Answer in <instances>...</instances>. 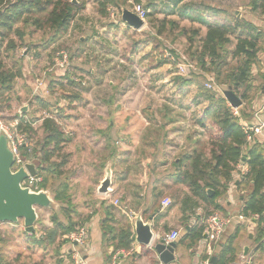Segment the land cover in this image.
<instances>
[{"label": "trees", "instance_id": "16d2710c", "mask_svg": "<svg viewBox=\"0 0 264 264\" xmlns=\"http://www.w3.org/2000/svg\"><path fill=\"white\" fill-rule=\"evenodd\" d=\"M183 1L185 0H168L167 4L171 7L172 4L176 5ZM94 2L102 18H109L110 8L123 11L115 0H95ZM77 3L73 0H0V107L4 108L1 111H12L10 94L15 89L17 79L22 77L23 69L20 61L16 59L19 51L27 48L29 52H34L33 55L37 58L40 55L38 51L48 49L63 39L77 15L86 8L84 2L81 4L78 1ZM249 6L252 12L261 9L260 14L264 15V0H252ZM205 8L218 11L208 5ZM197 12L202 11L197 10ZM189 18L192 22L201 21L200 25L206 26L207 31L203 36L201 29L183 28L179 30L180 35L187 38L189 45L185 55L197 71L187 76L177 74L174 81L180 87L195 85L198 88V97L208 103L202 116L197 117L196 124L205 129V134L209 137L210 151L206 152V144L200 143L197 144L200 148L194 152L181 155L178 162L173 164L176 168V183L186 186L194 198L209 208L205 218L214 212L223 211L217 201L227 195L231 184H235L239 190H245L246 194L241 196L243 208L240 213L249 218L253 215L260 216L257 221L256 239L258 246L262 248L264 239V142L260 143L259 136H255L251 143L248 142L240 115L235 114V110L225 97L206 89L205 82L213 79L215 85L223 90L232 87L243 104L250 105L255 95L253 70L262 66L260 55L264 53V27L263 24H255L246 17H235L231 23L222 26L210 25L208 21L200 17L195 18L189 15ZM121 22L124 23L122 20ZM148 23L154 34H150L146 43L157 44V49H160L161 45L159 39L166 35L168 28L179 29L177 22L168 18L159 20L154 17V13L149 14ZM39 33L42 35V42L41 40L37 44L27 42L28 36L32 38ZM79 43L81 44V41ZM137 50L132 51L127 59L132 64L135 62L134 55ZM171 53L174 61L166 58L161 60L159 65H172V72L176 73L178 64L184 63V60L182 56ZM10 59L14 63L12 67L6 64V61ZM74 76H76V69L50 80L48 99L42 96L33 98L29 102V113L10 120L11 122L18 121V129L27 134L33 143L32 148H22V156L25 162H31L37 166L38 179H40L37 184L38 189L51 191L53 200L59 205V209L50 216L52 228H43V231L36 230L35 234L25 233V238L32 245L42 249L59 247L65 235L76 231L81 224L88 223L96 211H99V209L95 210L87 219L80 221L76 205L68 195L67 179L63 178L64 168L68 164V155L63 150L70 140L63 131L61 121L68 118V114L67 108H60L59 103H54L52 99L58 88L63 93L62 97L69 107L76 101H82V91L88 89L83 86L82 81L75 82ZM68 87L74 90L67 92ZM40 112L52 114V118L39 116ZM160 113L164 114L163 118L166 120L164 124H158L154 119L149 118L151 122L149 129L165 134L160 137V134L151 133L149 139L154 147L158 146L157 143L162 138H164L162 144L166 143V127L174 122L173 117L170 118L169 108H163ZM241 116H244V111H241ZM37 121H42L41 129L44 136L34 143L33 138L37 135V131L33 124ZM209 122L213 125L208 128L206 123ZM241 162L247 163L248 174L235 179L237 166ZM208 190L213 191L212 196L208 195ZM187 205L188 202L185 201V208ZM193 206L195 205L192 204ZM101 207L104 208L105 213L102 220L104 243L114 248L113 253L109 255V262H111L113 256L119 251L130 252L132 250V224L128 219L117 220V207L108 204L107 201H102ZM39 221L37 223H40ZM185 222L188 221L185 220ZM204 230V224L199 228L187 229L178 241L179 244H186L187 248H192L203 238ZM238 235L229 238L228 242L223 247L221 246L219 264H229L239 254V247L235 244ZM1 237L0 234V241ZM5 260L6 256L0 252V264H7ZM63 262L59 261L58 264H65Z\"/></svg>", "mask_w": 264, "mask_h": 264}, {"label": "crops", "instance_id": "0c3cea01", "mask_svg": "<svg viewBox=\"0 0 264 264\" xmlns=\"http://www.w3.org/2000/svg\"><path fill=\"white\" fill-rule=\"evenodd\" d=\"M205 6L206 4L196 2L195 0H185L176 5L172 4L174 15L189 21L193 25L196 24L200 26L201 29L204 30L202 31L203 36L206 35V26H201V21L199 20L192 22L189 15L195 18H203L205 21H208L210 25L215 26H222L232 22L226 11L214 7L212 8L218 11H210L206 10ZM197 10H201L202 12H197ZM84 12L85 11H82L77 15L68 34L61 39L60 42H57L51 48L38 51L40 55L32 61L40 62L39 58L42 59L40 66L43 69H41V72L48 71L47 73H50L48 74L49 81L56 77L64 76L66 73L65 70L60 68L59 61L56 62L55 65V59L53 61V67H49L48 62L52 57V50L55 49L57 44L62 43V41H69L70 38L72 40L75 34L79 35L85 28L92 29V26H90L91 24H89V18H85ZM219 14L224 15L225 18L222 20L223 22L217 21L220 20L217 18ZM214 17H216V20L213 19ZM241 17L243 16L237 18ZM212 20H214V22ZM122 25L126 26L127 29H132L124 23H122ZM109 28H112V26H109ZM96 31L97 30H94L92 35L88 38L79 35L78 41H81L83 47L89 45L91 47V45H96L98 41L103 42L104 40L108 42ZM146 44L148 45L151 43ZM84 49L85 48H82L80 53L75 55V63L72 69L81 67L80 72L86 75L84 63L78 66L83 55H90L87 50ZM93 55L95 54L93 53ZM260 60L262 66L256 67L253 70L255 95L252 103L249 106L244 103L241 108L234 109L235 113L240 115L242 126L253 125L255 123V112L264 106V53H261ZM135 62H137V60H135ZM97 67L99 66L97 65ZM105 68L106 67H102V69ZM97 70H99L98 72L101 74L100 68ZM165 70L167 72L161 74V71ZM152 72L158 73L159 75L154 79L155 84L160 82L164 84L169 83V85L174 88L176 95V99L175 97L173 98L175 100H164L159 107L160 111H163L165 107L169 108L171 111L170 118L173 117L174 122L166 127V143L162 144V140L164 139L162 138L158 143L156 141L158 144L157 147L151 145L149 139L151 133H153V135L160 134V137L165 134L154 132L149 129L151 124L149 118L154 119L158 124H164L166 122L165 118H163L164 114L158 113L157 110L151 117L140 114L141 119L146 125L142 130H137L131 127L133 119L130 118H124L122 122L123 126L117 128L114 119H109L108 115L102 117L90 113L85 114L83 112L73 115L72 112L79 109L76 103H73L70 107L68 103L64 104V106L60 105V108H67L68 114V118L61 121L63 131L70 140L63 150V152L68 155V164L64 168L65 174L63 176V178L67 179L66 185L68 186V195L71 196L76 205L80 215V221L87 219L95 210L99 209L90 221L86 223L90 228L89 242L92 248V253L88 256L89 264H159L161 263L158 259L159 257L153 251L155 244L171 232L180 231L182 237L183 232L187 231V228H199L204 224L206 213L209 210L205 204L199 202L198 199L192 196L190 190L186 186L176 183V168L173 166L176 161L178 162L181 155L194 152V150L200 148L197 144H206V152L209 153V137L206 136L205 129L196 124L197 117L200 115L202 116L208 103L198 97V88L195 85L180 87L175 84L174 78L178 73H173L169 64L160 66L158 62L156 66L153 67ZM92 73L94 74L93 78H95V71H88V75ZM102 74H105V71H103ZM131 75L132 74L129 75V78ZM85 77L86 76L82 78L83 86L89 79H85ZM98 78L101 77L98 76ZM19 81H21V79H18L15 85L17 90H15L16 98L13 99V104L17 102L18 104H23V106L27 103L28 105L24 107L20 105L19 107L17 106L19 112L14 114V118L29 113L30 109L25 107L29 106V102L33 100L31 98L35 87L34 80H32V82H26V84L24 81H22L23 83H19ZM26 96L27 100L25 101L24 99ZM45 96L46 95L43 97ZM222 96L224 97V94ZM46 98L48 99V97ZM104 103L108 104L106 101ZM84 104L87 107L89 103L85 102ZM15 110L16 108H13L12 105V111ZM241 111H244V116H241ZM261 118L264 121V109L261 113ZM125 119L128 120L127 124H125ZM35 123L37 135L34 137L36 143L43 138L44 133L41 129L42 122L37 121ZM142 125L144 126L143 122ZM212 125L213 124L210 122L206 123L208 128ZM259 137L261 138L260 143L264 142V137ZM125 138H130V144L126 148L123 145ZM136 138H138V140ZM132 140L134 141L132 142ZM108 169H111L112 172V185L110 187V192L104 195L99 193V188L105 180ZM247 174L248 165L246 162H241L237 166V173L234 177L238 179L240 176ZM237 184L239 183L237 182ZM46 191L49 192L52 197L51 191ZM245 194V190H239L235 184H231L227 195L217 201L223 208L222 212H217L224 215L240 213V210L243 208L241 196ZM165 199L171 201V205L167 208H163L162 205ZM115 200H119L120 207L125 212V214H123V212L117 208V220L125 221V219H128L131 222L134 238L135 220L139 217H141L145 223L151 222L154 237L151 245L148 247L137 244L135 239H133V247L130 254L124 255L123 258L119 257L116 261L113 256L112 261L109 262V255L113 253L114 248L104 243L102 220L105 213L104 208L101 207V203L102 201H107L108 204L113 205ZM185 201L188 202V207L186 206V208L184 206ZM192 204L195 206L192 207ZM187 209L188 211H186ZM41 211L47 216L43 217ZM53 211L55 210L37 209L39 218L43 220L40 225H42L44 229L52 228L50 216ZM185 220L188 222L186 223ZM0 231L1 236L4 237L5 233L3 229ZM40 233L42 234V232ZM256 234V223L248 226L234 223L229 227L223 238L224 240L216 249V264H219V255L224 244L228 242L229 238L236 235H238V237L235 244L238 245L240 252L229 264H235L242 256L250 255H252L253 258L254 256L256 257V259L254 258L255 264H263L264 248L263 246L262 248L258 246ZM244 236H247L248 240H245ZM205 240L206 235H204L192 248H187L186 244L181 245L179 242H176L178 246L174 253L175 262L172 264H198L201 255L205 252L203 245ZM62 243L65 244L63 248V250H65L66 243L64 240ZM1 246L0 241V252L3 253ZM64 263L70 264L67 261H64Z\"/></svg>", "mask_w": 264, "mask_h": 264}, {"label": "rangeland", "instance_id": "374dc122", "mask_svg": "<svg viewBox=\"0 0 264 264\" xmlns=\"http://www.w3.org/2000/svg\"><path fill=\"white\" fill-rule=\"evenodd\" d=\"M73 1L76 4H78V1H80L81 4L83 2L85 3L86 8L84 10V16L85 18H89V24L92 26V29L85 28L79 35L84 38H88L92 35L94 30H97L96 32H99L108 42L103 40V42L98 41L96 45H91V47L90 45L83 47L78 41L80 36L75 34L72 40L70 38L69 41H62V43L57 44L55 49L52 50V57L50 56L51 58L48 62L49 67H53L54 59L56 60L55 65L58 61L63 62L64 59L62 58L61 60L60 55L61 53H64L68 56V58L67 63H64V66L61 69L66 72H70L72 70L75 63V55L80 53V49L85 48L84 50H87L90 54L89 56L83 55L82 60L78 64V66H81V64L84 63L86 75H83L82 72H80L81 67H78V69L76 68L77 73L76 76H74L75 82L80 83L84 76H86L85 79H89L88 82L84 84V86H86L85 88L88 90L82 91V101L75 102L77 108L79 107V109L72 112V114L76 115L83 112L85 114L90 113L92 115L102 117H106L108 115L109 119H114L117 128L123 126L122 122L124 118H130L133 119L131 127L137 130H142L146 124L141 119L140 114L151 117L156 110L158 113L160 112L159 107L164 100L173 99L176 96L174 88L170 86L169 83H154V79L159 75L158 73L152 72L153 67L163 59H174L171 52L177 54L178 56H184L188 59L185 55V52H187L189 48L187 38L181 36L179 30L183 28L188 30L191 28L201 29V27L196 24L193 25L189 21L174 15L172 6L170 7V5L167 4L168 0H115L118 7L123 10H130L133 12L135 7L142 6L143 9L148 10L150 13H154V17H157L159 20L168 18L169 20L178 23V30H172L170 27V29L168 28L166 35L159 39L161 45L160 49H157V44L155 43L146 44V40L150 38V34H154V31L150 29L148 21L141 30L135 31L134 29H127V27L122 25L121 22L122 10L120 11L117 8H110L109 18H102L98 12V6L94 2L95 0ZM195 1L204 3L209 7L226 11L230 16L231 21H233L236 16H243L255 24H263L264 27V15L260 14L261 9H257L256 12H252V8L249 6L252 0ZM148 6H151V8H148ZM217 18L220 19L217 21L223 22L222 20L225 17L224 15L219 14L217 15ZM213 19L216 20V17ZM214 20L212 21L214 22ZM109 26H112V28H109ZM201 31L204 30L201 29ZM41 36V33L32 36V38L28 36L27 42L30 44H37L40 42ZM58 42H60V40ZM135 50H137V53L134 60H137V62L130 64L127 59L131 56L132 51ZM93 53L95 55H93ZM33 54L34 52H29L27 48H23L16 56V59L20 61V65L23 68L22 77L19 78L21 81H19V83L24 81L26 84V82H32V80H34L35 87L34 92H32L31 99H33V96L35 98L37 96L43 97L44 95H46V98L49 97L48 74L50 73H47L48 71L43 73L41 72V69H43L40 66V62L42 61L41 58H39L40 62H32L35 60ZM6 64L7 66L12 67L14 63L10 59L6 61ZM97 65L99 67H97ZM102 67L106 68L102 69ZM170 67L172 71V65H170ZM99 68L101 74H99V70H97ZM92 70L95 71V78H93V73L88 75V71L92 72ZM103 71H105V74H102ZM161 72V74H164L167 71L165 70ZM130 74L132 75L129 78ZM98 76L101 78H98ZM40 82H42L41 86H39ZM208 82H210L209 79L205 82V84ZM211 83L215 85L214 81ZM216 88L222 89L217 86ZM15 90H17V87H15V89L11 92L10 98L12 99L13 108L15 107L16 110L10 112L7 110H5L6 112L2 111V113H4L3 123L5 126H9L12 123L10 120L13 119L14 114L19 112V105L22 107L28 105L27 103L23 106V104H18L17 102H14L13 104V99L16 98ZM66 90L69 92V90L72 91L74 89L68 87ZM76 90L80 89L76 88ZM62 96L63 93L57 88L56 94L53 95V102L59 103V106L67 104V101L64 100ZM24 100H27V96ZM105 101L108 104H105ZM85 102L89 103L87 107L84 104ZM245 104L249 106L248 103ZM25 108L30 109V105ZM2 109L4 108L1 106L0 110ZM39 116L47 118V116H52V114L40 112ZM142 122L144 126L142 125ZM127 123L128 120L125 119V124ZM136 139L138 140V138ZM125 140L123 141V145L126 148L130 144V138H125ZM33 141L35 143V137L33 138ZM133 141L134 140H132V142ZM41 214L43 217L47 216L43 211H41ZM39 220L38 221L40 223L36 224V230L43 231V226L40 225L43 220L40 218ZM1 229H3L5 233L4 237H1V248L3 251L2 254L6 256L7 264H58L59 261H64L61 256L64 251L63 248L65 244L62 242L59 244V247L55 246L48 249H42L36 245H32V243L25 238L26 229L22 222L18 224H0V230ZM244 239L248 240L247 236H244Z\"/></svg>", "mask_w": 264, "mask_h": 264}, {"label": "built area", "instance_id": "2783aa9c", "mask_svg": "<svg viewBox=\"0 0 264 264\" xmlns=\"http://www.w3.org/2000/svg\"><path fill=\"white\" fill-rule=\"evenodd\" d=\"M133 12L145 23L148 21V16L150 12L146 9H143L142 6H137L134 8ZM60 58L64 59V61L59 62L60 68H63L64 63H67L68 56L64 53H61ZM174 61L173 58H171ZM184 63L178 64V75L187 76L191 72H196L197 68L185 57H183ZM213 80L205 84V88L216 93L223 95V89H217L216 86L211 83ZM42 85V82L39 83V86ZM264 109V106L255 112L253 125H244V131L247 136V140L249 143L252 142L255 136H263L264 137V121L261 118V113ZM239 116L238 113H235ZM47 118H52V116H47ZM42 122V121H41ZM36 126V123L33 124V127ZM0 131L6 133L9 138L10 144L13 149V153L15 155V165L14 169L18 170L25 166V164L30 162H25L22 156V148H32L33 143L27 136V134L21 132L18 129V121L12 122L9 126H5L3 123V113L0 110ZM40 182V179L31 177L24 182L23 186L30 188L32 191H39L37 184ZM113 205L119 208L123 214L125 212L120 207L119 200H115ZM163 208H167L171 205V201L169 199H165L162 203ZM260 219L259 215H253L252 217H245L241 213L238 214H230L224 215L220 212H214L209 215L204 220L205 231L204 235H206V240L204 241V250L201 255V259L198 264H213L212 259L216 257V249L222 243L225 234L230 226L234 223L236 224H244L251 225L256 223ZM89 225L81 224L76 231L70 233L69 235H65L63 237L64 242L66 243V249L62 252V259L64 261L69 262L70 264H89L88 256L92 253L91 243L89 242ZM134 239V237H133ZM181 239L180 231H174L168 234L163 238L165 246H170L172 243H176ZM262 245L264 248V239L262 241ZM130 252L119 251L115 256L114 260L116 261L121 255H128ZM256 259V257L254 256ZM254 258L252 255L250 256H242L238 262L235 264H255ZM161 262V261H160ZM164 264V263H160ZM264 264V262H263Z\"/></svg>", "mask_w": 264, "mask_h": 264}, {"label": "water", "instance_id": "95a60500", "mask_svg": "<svg viewBox=\"0 0 264 264\" xmlns=\"http://www.w3.org/2000/svg\"><path fill=\"white\" fill-rule=\"evenodd\" d=\"M237 15L239 16L238 13ZM121 20L134 30H141L145 26V22L130 10L122 11ZM223 94L233 109L236 110L243 106V102L234 93L232 87L226 89ZM15 160L8 136L0 131V224L22 222L26 232L35 234L36 224L39 220L37 209L57 210L58 205L49 192L45 190L35 192L23 186L29 176L38 177L37 166L34 163H27L24 167L15 170ZM111 185L112 172L111 169H108L105 180L99 188V193L104 195L109 193ZM208 195L212 196L213 191L208 190ZM153 237L151 222L145 223L141 217L137 218L135 220V242L148 247L151 245ZM177 246V243H172L167 247L162 239L155 244L153 251L159 257V261L164 264H172L175 262L174 253ZM123 257V255L120 256V258ZM212 262L216 264L217 257H214Z\"/></svg>", "mask_w": 264, "mask_h": 264}]
</instances>
